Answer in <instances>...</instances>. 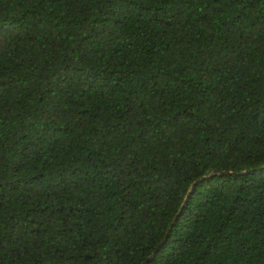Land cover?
<instances>
[{"label": "trees", "instance_id": "16d2710c", "mask_svg": "<svg viewBox=\"0 0 264 264\" xmlns=\"http://www.w3.org/2000/svg\"><path fill=\"white\" fill-rule=\"evenodd\" d=\"M260 167L264 0H0V264H264Z\"/></svg>", "mask_w": 264, "mask_h": 264}, {"label": "water", "instance_id": "95a60500", "mask_svg": "<svg viewBox=\"0 0 264 264\" xmlns=\"http://www.w3.org/2000/svg\"><path fill=\"white\" fill-rule=\"evenodd\" d=\"M263 168H264V167H260V168H258V169H256V170H262ZM256 170H253V171H256ZM253 171H246V172H243V173H234V172H227V171H218V170H214L212 173H210V174H208V175H206V176L200 178L199 180H196V181L192 184V186H191V188H190V191H189V194L187 195L186 202H185V204H184L183 206L186 205V203H187V201H188V198H189V196H190V193L195 189V187H196L198 184H200V183H202V182H204V181H206V180H208V179H211V178H213V177H215V176H220V177H222V176H228V175H234V176H236V175H248V174H250V173L253 172ZM182 212H183V211L180 210V212L178 213V215L176 216V218H175V220H174V222H173V225H175V224L177 223V219H178L179 216L182 214ZM165 242H166V240H164L160 245H158V246L156 247L155 251L152 253V255H151V256H150V257H149V258H148L143 264H149L150 262H152V261L155 259L156 255L158 254L160 248L164 246Z\"/></svg>", "mask_w": 264, "mask_h": 264}]
</instances>
